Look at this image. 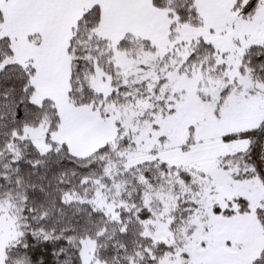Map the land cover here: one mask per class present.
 I'll use <instances>...</instances> for the list:
<instances>
[{
  "label": "snow or ice",
  "instance_id": "1",
  "mask_svg": "<svg viewBox=\"0 0 264 264\" xmlns=\"http://www.w3.org/2000/svg\"><path fill=\"white\" fill-rule=\"evenodd\" d=\"M0 264H264V0H0Z\"/></svg>",
  "mask_w": 264,
  "mask_h": 264
}]
</instances>
